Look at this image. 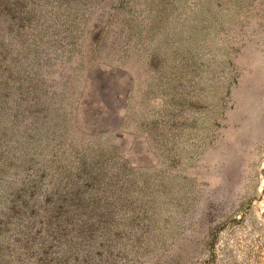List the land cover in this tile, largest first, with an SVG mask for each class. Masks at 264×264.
<instances>
[{"label":"rangeland","instance_id":"1","mask_svg":"<svg viewBox=\"0 0 264 264\" xmlns=\"http://www.w3.org/2000/svg\"><path fill=\"white\" fill-rule=\"evenodd\" d=\"M0 264H264V0H0Z\"/></svg>","mask_w":264,"mask_h":264}]
</instances>
